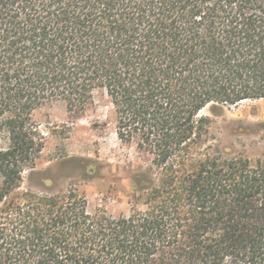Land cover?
<instances>
[{
  "label": "trees",
  "instance_id": "1",
  "mask_svg": "<svg viewBox=\"0 0 264 264\" xmlns=\"http://www.w3.org/2000/svg\"><path fill=\"white\" fill-rule=\"evenodd\" d=\"M98 96L150 159L128 216L23 190L58 130L38 115ZM261 99L264 0H0V264H264V155L211 144L202 115Z\"/></svg>",
  "mask_w": 264,
  "mask_h": 264
},
{
  "label": "rangeland",
  "instance_id": "2",
  "mask_svg": "<svg viewBox=\"0 0 264 264\" xmlns=\"http://www.w3.org/2000/svg\"><path fill=\"white\" fill-rule=\"evenodd\" d=\"M210 143L233 148L255 161L264 155V99L224 107L213 114ZM48 136L47 146L37 163L38 178L25 174L23 190L62 193L72 190L87 200L89 211L105 210L110 216H128L130 178L150 166V159L133 145L121 143L115 130L111 107L98 96L95 106L83 118L71 123L61 108L38 115ZM48 180V181H45Z\"/></svg>",
  "mask_w": 264,
  "mask_h": 264
},
{
  "label": "bare ground",
  "instance_id": "3",
  "mask_svg": "<svg viewBox=\"0 0 264 264\" xmlns=\"http://www.w3.org/2000/svg\"><path fill=\"white\" fill-rule=\"evenodd\" d=\"M246 102H248V101L246 100V101H243V102H241V103H246Z\"/></svg>",
  "mask_w": 264,
  "mask_h": 264
}]
</instances>
